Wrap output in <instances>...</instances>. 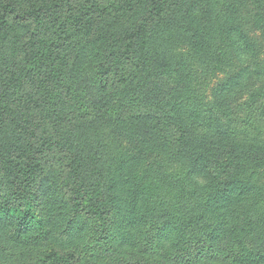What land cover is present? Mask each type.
I'll return each instance as SVG.
<instances>
[{"label":"rangeland","instance_id":"obj_1","mask_svg":"<svg viewBox=\"0 0 264 264\" xmlns=\"http://www.w3.org/2000/svg\"><path fill=\"white\" fill-rule=\"evenodd\" d=\"M98 1L0 0V14L3 2L42 5L16 25V50L0 51V264H46L51 249L72 264H264L261 220L252 236L246 222L264 169V0ZM7 99L34 126L27 194L2 129ZM94 115L119 153L105 226L74 208L70 138ZM165 177L203 212L150 226Z\"/></svg>","mask_w":264,"mask_h":264},{"label":"trees","instance_id":"obj_2","mask_svg":"<svg viewBox=\"0 0 264 264\" xmlns=\"http://www.w3.org/2000/svg\"><path fill=\"white\" fill-rule=\"evenodd\" d=\"M97 5L98 0H93ZM100 4V3H99ZM116 5L112 8L115 9ZM2 14H0V51L1 53L8 54L9 51L16 50L17 46L13 41L14 34L16 33V25H22L20 28L33 19H40L41 6H34L31 8L18 9L14 4L10 2L1 3ZM40 12V13H39ZM4 15V16H3ZM43 15V14H42ZM43 22V28L47 30L45 37L50 38L53 42L57 40L54 37L56 31L50 30L49 20L45 19ZM39 22V21H38ZM60 28V27H59ZM62 30V29H61ZM141 34L144 33V28H140ZM60 33V30L58 31ZM62 37V36H61ZM48 41V40H47ZM58 41V40H57ZM56 41V42H57ZM58 43V42H57ZM146 40L144 35H141L140 49L144 50ZM220 50L217 53V58L220 59ZM53 65L49 71L58 70V67ZM66 76V75H63ZM22 100L17 103L13 99H7L4 102L2 111V129L4 128L5 138L8 139V145L10 152L15 154V162L18 166L17 172L21 173L19 182V188L22 191L29 193L31 187L34 170L37 163L33 159V143L32 136L34 134L32 124L30 125L28 115H26L20 105ZM81 128L75 129L74 134L70 138V146L72 149L78 150V155L73 160L72 172L76 175V191L74 192V208H79V212H85L90 216H93L98 220L100 226H105L107 221V215L111 206V200H115V195L109 193L111 186L114 188L116 182L120 181L118 156L119 153L116 150L115 141L112 140L106 122L102 119H98L96 115L88 122V128L90 131L81 135ZM252 160L249 157L241 159V166L250 163ZM259 163L264 164V158L258 160ZM264 169L261 172V176H255L256 183L254 187L260 189L259 195L256 196L254 205L249 209V213L246 217L248 223V233L250 236L256 234L257 223L261 220V226L264 232ZM35 176V175H34ZM240 176V174H239ZM112 177V181H109ZM43 178V177H42ZM78 179V180H77ZM157 185L156 194L149 203L150 213V226H160L165 222V219L174 217L179 221L192 220L201 214L206 208V205L193 200L188 195V191H191V187L188 186L187 190L181 185V183H174L169 180L168 177L162 179ZM114 182V183H113ZM109 188V189H108ZM27 198V197H26ZM28 203V202H26ZM261 205V210L258 208ZM27 209L22 212L25 216L32 213V204L27 205ZM21 209V206H17ZM77 211V212H78ZM35 218L36 214L32 213ZM37 222L44 225L39 219ZM25 230L24 227L19 228V233ZM17 232V231H16ZM25 232V231H24ZM23 232V234H24ZM22 233V232H21ZM264 235V234H263ZM256 248V246H255ZM254 249V247H253ZM46 264H72L71 254L68 252H62L58 249H51L48 256L45 259Z\"/></svg>","mask_w":264,"mask_h":264}]
</instances>
